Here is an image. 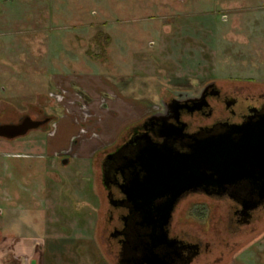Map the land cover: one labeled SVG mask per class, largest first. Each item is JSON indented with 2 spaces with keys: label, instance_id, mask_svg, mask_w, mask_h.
<instances>
[{
  "label": "rangeland",
  "instance_id": "rangeland-1",
  "mask_svg": "<svg viewBox=\"0 0 264 264\" xmlns=\"http://www.w3.org/2000/svg\"><path fill=\"white\" fill-rule=\"evenodd\" d=\"M87 76L115 88L91 98ZM208 78L264 83V0H0V123L50 119L0 137V264H115L95 155L169 89ZM55 130L72 137L53 153ZM205 201V218L180 208L185 227L215 239L214 257L234 244L225 264H264V215L231 235L227 203Z\"/></svg>",
  "mask_w": 264,
  "mask_h": 264
},
{
  "label": "flooded vegetation",
  "instance_id": "flooded-vegetation-1",
  "mask_svg": "<svg viewBox=\"0 0 264 264\" xmlns=\"http://www.w3.org/2000/svg\"><path fill=\"white\" fill-rule=\"evenodd\" d=\"M228 82L172 87L157 110L95 155L107 203L103 238L115 264H225L234 244L214 257L215 239L200 225L185 227L180 208L190 203L191 217L201 219L205 199L226 202L231 235L264 215V83ZM38 120L43 127L50 119Z\"/></svg>",
  "mask_w": 264,
  "mask_h": 264
},
{
  "label": "crops",
  "instance_id": "crops-1",
  "mask_svg": "<svg viewBox=\"0 0 264 264\" xmlns=\"http://www.w3.org/2000/svg\"><path fill=\"white\" fill-rule=\"evenodd\" d=\"M84 78V80H86V81H82V80H78L77 82L79 83V86H80V88H82L83 90H85V92L87 93V95H89V96H91V98L92 97H94V96H97V95H99V93H98V91H102V88H103V85H105V83H109V84H111V85H113L114 86V88H115V84L113 83V81L112 80H105V79H102L103 78V76H99V80L96 78V79H92L91 77H88L87 76V78L86 77H82L81 79H83ZM91 78V79H90ZM68 81H66V84L68 85L69 83H71V82H73V81H71L72 79H70V78H68L67 79ZM76 80V79H75ZM107 81V82H106ZM69 82V83H68ZM76 82V81H75ZM85 82V83H84ZM87 83H89L90 84V86L92 87V89L90 90H88V89H86V84ZM85 84V85H84ZM103 84V85H102ZM87 90V91H86ZM114 98L113 97H111L110 98V101L111 100H113ZM67 110V109H66ZM64 114H66L67 115V113H64ZM67 119V118H66ZM67 122H69V124H70V119H68L67 120ZM71 125V124H70ZM66 126H67V123H66ZM74 128V127H73ZM76 130V129H75ZM58 132L59 131H57L56 132V130L53 132V136L55 137V139H52L51 140V146H52V148L54 149V151H53V153L54 152H56V150L58 151L59 149H63L64 147L65 148H67L68 146H70L69 145V141L71 140V138L70 137H72V132H71V130H70V132L67 134V135H62V136H60L59 134H58ZM58 134V135H57ZM56 135V136H55ZM118 137V133H116L115 132V134H113L111 137H109L110 138V140L109 139H107L106 138V140H108V142L107 141H105V143L103 144V146L104 145H106V146H108V145H111V143H113L114 141H115V139ZM90 145H91V143H87V144H83V145H81V146H79L80 148L78 149L79 151H80V154H90L89 153V150L91 149L90 148ZM93 146H95L94 144H93Z\"/></svg>",
  "mask_w": 264,
  "mask_h": 264
},
{
  "label": "water",
  "instance_id": "water-1",
  "mask_svg": "<svg viewBox=\"0 0 264 264\" xmlns=\"http://www.w3.org/2000/svg\"><path fill=\"white\" fill-rule=\"evenodd\" d=\"M41 121L35 120L30 116H25L20 123H0V137L14 139L28 134L31 130L37 129ZM67 161H64L66 163Z\"/></svg>",
  "mask_w": 264,
  "mask_h": 264
},
{
  "label": "trees",
  "instance_id": "trees-1",
  "mask_svg": "<svg viewBox=\"0 0 264 264\" xmlns=\"http://www.w3.org/2000/svg\"><path fill=\"white\" fill-rule=\"evenodd\" d=\"M103 33H98L97 35V38H96V41L98 43L101 42L102 39H104L105 42H108L109 41V36L108 35H105V37L102 35ZM205 213V212H204Z\"/></svg>",
  "mask_w": 264,
  "mask_h": 264
},
{
  "label": "built area",
  "instance_id": "built-area-1",
  "mask_svg": "<svg viewBox=\"0 0 264 264\" xmlns=\"http://www.w3.org/2000/svg\"><path fill=\"white\" fill-rule=\"evenodd\" d=\"M81 132H84V130H83V131H81ZM51 134H53V132H52ZM79 138H81V134L79 135Z\"/></svg>",
  "mask_w": 264,
  "mask_h": 264
}]
</instances>
